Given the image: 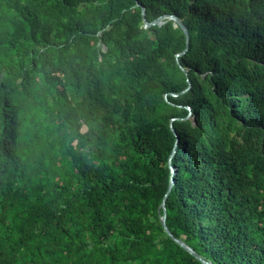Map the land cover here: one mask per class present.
<instances>
[{"label":"trees","instance_id":"trees-1","mask_svg":"<svg viewBox=\"0 0 264 264\" xmlns=\"http://www.w3.org/2000/svg\"><path fill=\"white\" fill-rule=\"evenodd\" d=\"M172 150L170 234L264 264V0H0V264H200Z\"/></svg>","mask_w":264,"mask_h":264},{"label":"water","instance_id":"water-1","mask_svg":"<svg viewBox=\"0 0 264 264\" xmlns=\"http://www.w3.org/2000/svg\"><path fill=\"white\" fill-rule=\"evenodd\" d=\"M134 7H139L140 9V16H141V21H142V24H143V28H147L149 26H160L162 23L161 21L163 19H166L168 21H171L172 23V26L173 27H178L180 29V31L182 32L183 36H184V39H185V47L183 49V51L177 55H175V57L177 56H180L184 53V51L186 50V44H187V41H188V36H187V32H186V29L185 27L183 26V24L180 22V20H178L176 17L172 16V15H166V14H163L157 18H155L152 22L148 23L145 21L144 19V12H143V8L137 3L135 2L134 4ZM178 65V64H177ZM179 67V66H178ZM179 69L183 72L184 70H182L180 67ZM188 83V81H186ZM188 89V86L186 89H184L181 93H183L184 91H186ZM170 96L172 97H175L176 95L174 94H169ZM187 110H189L188 108H186ZM189 115V113H188ZM187 115V118H189V116ZM192 120V123H193V118H190ZM172 121V120H171ZM172 134L175 136L174 132L172 131V129L170 128ZM175 140H176V136H175ZM174 154V150H172L171 154L169 155L168 157V168H169V182H168V186H167V189H166V192L161 200V203H160V208H161V215L159 217V224L162 228V231L164 232V234L173 242L175 243L178 247H180L183 251H185L187 254H189L191 257H193L195 260H197L200 264H211L203 259H201L199 256H197L188 246H186L183 242H181L180 240L174 238L170 232L168 231V229L166 228L165 226V223H164V220H165V208H164V200H165V197L166 195L168 194L170 188L172 187L173 185V181H172V176L174 175V168L169 164V160L170 158L172 157V155Z\"/></svg>","mask_w":264,"mask_h":264}]
</instances>
